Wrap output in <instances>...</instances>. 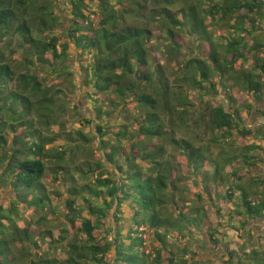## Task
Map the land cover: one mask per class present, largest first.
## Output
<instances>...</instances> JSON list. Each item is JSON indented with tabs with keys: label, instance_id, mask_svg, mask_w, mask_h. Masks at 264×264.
<instances>
[{
	"label": "trees",
	"instance_id": "16d2710c",
	"mask_svg": "<svg viewBox=\"0 0 264 264\" xmlns=\"http://www.w3.org/2000/svg\"><path fill=\"white\" fill-rule=\"evenodd\" d=\"M85 1L69 0L65 40L59 43L58 36L48 35L62 24L53 0H0V190L7 181L17 194L12 206L0 204V264H187L186 245L194 232L203 230L202 236L220 246L224 222L238 217L243 229L249 220L264 217V176L249 174L257 173L258 158H264V124L252 132L243 126L237 108H210L205 122L214 136L210 142L220 145L235 134L241 139L253 134L263 142L239 149L242 164L255 172L248 168L240 183L234 170L230 175L238 181L226 187L217 169L213 174L202 169L210 162L209 147L179 137L180 130L191 128L186 117L195 110L184 88L208 93L220 87L225 93L237 87L260 105L264 44L256 41L250 47L246 38L254 32L255 18L264 22V0H88L95 3L94 10ZM234 14L238 16L228 25ZM220 24L228 25L234 36H221L220 41L227 42L215 45L210 28ZM180 33L209 47L205 56L184 66L187 87L171 84L164 72L163 59L182 50ZM71 45L79 56L87 55L82 78L91 109L97 117L117 112L127 123L109 131L97 122L92 134L66 129L61 114L66 110L64 96L39 72L61 77L60 71L69 69L64 61ZM14 53L20 56L13 58ZM248 60L252 65L246 68ZM227 100L231 108L234 99ZM131 103L137 115L129 117L125 113ZM79 117L81 127L94 122ZM96 134L99 158L80 169L83 177L92 176V184L77 183L69 171L76 164L75 149L93 150L90 136ZM58 141L63 144H54ZM168 147L179 152L177 161ZM239 156L222 159L224 164H237ZM48 169L53 182L69 195L62 202L64 223L57 238L33 229L28 220L25 227L17 224V204L45 210L47 197L22 199V188L45 191L42 179ZM188 171L201 178L209 202L216 200L215 209L194 202L190 214L174 215L172 204L183 195ZM252 183L255 189L247 190ZM234 192L240 194L241 204L225 215L221 202L232 204ZM202 194L197 191V198L204 201ZM124 202L133 211L125 234ZM257 238L259 249L251 255L229 252L227 262L241 264L245 257L252 264H264V239ZM44 242L47 250L38 251ZM57 250L63 258L48 255Z\"/></svg>",
	"mask_w": 264,
	"mask_h": 264
},
{
	"label": "rangeland",
	"instance_id": "374dc122",
	"mask_svg": "<svg viewBox=\"0 0 264 264\" xmlns=\"http://www.w3.org/2000/svg\"><path fill=\"white\" fill-rule=\"evenodd\" d=\"M53 2L55 5L54 13L60 18L62 24L59 25L57 29H55L52 33H49L48 35L58 36L60 40L59 43H61L65 40V32L63 31V28H66V21L69 18L70 2L69 0H53ZM85 2L89 4L91 10H94L96 8L95 3L91 4L88 2V0H86ZM45 13H47V11ZM236 16H238V14H234L232 16V19L230 21L228 20V25H233ZM255 22L256 27L254 28V32H252L246 38V40L249 42L250 47L256 41L262 42L264 44V34L262 30V27H264V22L258 20V17L255 18ZM228 25L224 26V24H220L218 26L216 25L210 28L211 33L215 38H213L215 45H219L220 42H222L223 44L227 42V38L223 41H220L221 36H234L232 30L229 29ZM248 25L250 24L248 23ZM177 40L182 45V50L178 54H175L173 56L168 55L167 59H163V63L165 65L164 72L171 84H175L176 86L181 85L183 87H187L183 83V80L185 78V72L183 71L184 66L188 63V61L194 60L195 58H201V55L205 56L208 52L209 47L207 43H199L196 40H193L192 38L188 37L185 33H180L179 36H177ZM219 50L220 52H222L221 48H219ZM78 53L79 51L75 49L73 45H71L66 56L67 59L64 61V63L69 66V69L60 71L61 77L49 75L48 73H43L42 71L39 72V74L41 78L46 81L45 83L56 85L55 87H58L61 90L64 96V100L66 101V110L64 111L65 113H61L62 121L64 122V125L67 130L79 129L84 134H92L94 133V125L98 122L97 124H100L102 126L104 125L103 127H108L109 131H113L114 129H116L115 126L117 124L124 122L127 123V121L124 119V115L118 116L117 112H111V116H108L107 112H105L101 116L97 117V113L95 112V110L91 109V105L93 104L91 101L87 100L86 91H88V89L85 84H83L82 78L84 77L83 69L86 65V61L84 59H87V55L79 56ZM18 56L20 55L14 53L13 58H17ZM156 56L159 57V54L157 53ZM251 65V60H248L244 63V66L246 68L251 67ZM22 68L23 67H21L20 69ZM225 82L228 83L227 80H225ZM184 89L186 90V92ZM184 89L183 92H185L190 98V102L195 105V110L193 112V115H189L186 117V124H189L191 128H189L188 130H186L185 128L180 130L179 137H183V139L192 141L195 146L205 147L207 145L209 147L207 156L210 158V162L206 161L203 164L202 169L203 171L209 174H213L214 170L217 169L218 176L224 180L223 187L230 185L231 182H237L238 178L239 180L241 179V183L242 181H244V179L241 177L247 176L246 170L250 168L251 171H253L255 170V168L242 164L241 161L243 160L239 156V149L243 148L244 145H249L251 143H256V145H263V142L260 141V139H256L253 134L249 135L246 139H241L237 136V134H235L234 139L230 138V141L227 140L220 145L218 143L214 144L209 141L214 136L206 130L205 122L209 120L210 108L216 104H220L224 105V107L230 111L237 108L239 110V119L241 120L243 126L251 129L252 132H255L257 129L260 128L261 125L264 124V114L262 111V109L264 108V96H262L261 103L260 105H258L253 101V99L250 98L248 94L244 92L243 89L237 87H232L227 92L225 91V93L221 91L220 87H217L215 89V92L211 91L208 93L198 90H187L186 88ZM227 97H232L234 99V102L230 105L231 108H228ZM132 107L133 104L131 103L130 106L127 108V112L125 113L126 116L132 117L135 114L137 115V109ZM79 116L91 118L94 122L93 124L81 127V117ZM52 129L56 130L57 127L54 126ZM94 136L95 135L90 136V144L92 145L93 150L89 148L85 150H83L82 148L75 149L74 153H76V164H73L74 166L69 169L70 174L73 173V176L75 177L77 183L80 184H92V176L83 177L80 173V169L81 167L83 169L86 163L93 164V162H95V160L99 158L96 151L94 150L99 146V137L97 136V134L96 137ZM11 137L12 134L9 133L8 138L10 139V141ZM106 138H108V136ZM94 139L95 141H92ZM111 141L113 142V140ZM54 144L62 145L63 143L58 141ZM46 147L48 148L50 147V145H47ZM167 149L170 151L171 154V147H168ZM99 153L102 154V151ZM172 155L174 156L176 161L179 159V152H172ZM232 155H235L237 157L239 156V158H237L238 160L236 161L237 164H234L235 161L232 164H224L222 158ZM258 159L259 160L257 166H255L257 173L249 172L251 177L255 175L256 177H258V175L261 177L264 176V158L259 157ZM184 170L187 174V168H185ZM234 170L236 171L238 178L236 176L230 175ZM188 173L190 175V180L187 183L185 182V185L181 186V188L183 189V195L181 199L176 203L172 204V208L175 213L174 215L178 214L177 211H182L185 214H190L192 208L194 207V202H198V204L203 205L206 208L216 207L214 206L216 204V200L214 198L213 199L215 201H210V204L208 200L210 196H208L207 193L204 191V184H202L203 182L201 183V178H196L195 175L193 173L191 174V172L189 171ZM63 176L65 179H68V177H66L65 175ZM52 177L53 173L51 169L46 170L45 176L42 179V186L45 190L43 192L35 190V192L33 193V190H29L27 187L22 188V191L24 193L22 199L32 200L36 197L45 196L48 198V201L46 203L45 210H35V207L26 206L24 202H21V204H17L19 216L21 217L17 221V224L19 225V227H25V220H28L30 221L29 224L31 225V227H33V229L35 228L37 231H49L52 234L53 238H57L61 233L60 230L62 229L61 227L64 223V217L62 216V214L65 209L62 202H64V200L67 199L69 195L60 186H58V184L53 182ZM8 181H10V176L8 178ZM256 186L257 184L252 183V185L249 186L247 190L255 189ZM13 187L16 188L15 186ZM235 187H239L241 189V186L238 184H234L233 188ZM13 190L14 189H12L10 184H7L6 181V183H4V186L0 190V204H2L3 206L9 204L10 206H12L13 200L17 199V194ZM197 191L203 193L202 195L205 198L204 201L198 200ZM224 191L225 189L222 191V195H224ZM56 192L59 193V196L58 194H55ZM213 194L216 195L215 192ZM234 194L235 196L232 200V204H229V202L222 201L221 199L222 207H230L232 211H235L236 209L238 210L239 204H241V196L238 192H234ZM219 196L221 197L220 194ZM57 197L59 198V201ZM123 211L124 214L121 224L124 226L125 234L126 228L130 225L132 226L131 218L133 211L131 210L127 202L123 203ZM202 231L203 230H201V234H197V232H194L192 236L193 240H190L186 245L187 251L185 252V255L188 262L187 264H222L219 258H221L220 254H222L226 246L222 247L221 249H218L219 251L217 250L218 252L216 251L215 255V253H213V250L209 246V242L206 239V236L204 234L202 236ZM260 235L262 236V239H264V235ZM260 235L258 236L261 237ZM258 245V238L254 237L251 241H249L247 247L259 249ZM46 250L47 245L46 242H44L41 245L40 250L38 251ZM48 255H50V257H57L59 259L64 257V254L60 250H57L53 253L50 252L48 253ZM247 255H251V252ZM108 258L112 259V257ZM251 263V261L248 262L247 258L244 257V260L241 264Z\"/></svg>",
	"mask_w": 264,
	"mask_h": 264
},
{
	"label": "crops",
	"instance_id": "0c3cea01",
	"mask_svg": "<svg viewBox=\"0 0 264 264\" xmlns=\"http://www.w3.org/2000/svg\"><path fill=\"white\" fill-rule=\"evenodd\" d=\"M229 211H232L229 207L228 209L225 208L224 211L222 210L225 215H227L226 213ZM236 218L237 220L234 221V219H232V221L229 222L230 224L223 221L225 224L220 229L221 234L218 235V238L220 239V246H214L208 240L209 246L213 250V253H215L218 249H221L222 247L226 246L225 250L222 252V254H220L221 258H219L218 256L222 264H229L227 262L229 259V252H237L241 255L243 253L248 254L253 251L252 247H247L249 241H251L254 237H258V235L260 234L264 235V217L249 220L243 229L239 226V218Z\"/></svg>",
	"mask_w": 264,
	"mask_h": 264
}]
</instances>
